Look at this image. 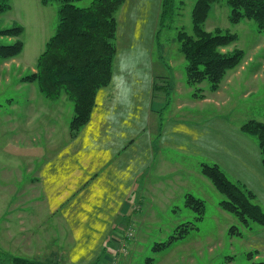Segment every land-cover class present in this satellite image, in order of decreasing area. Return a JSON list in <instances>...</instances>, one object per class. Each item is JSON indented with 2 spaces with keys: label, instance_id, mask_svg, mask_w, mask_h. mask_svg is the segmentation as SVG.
<instances>
[{
  "label": "rangeland",
  "instance_id": "1",
  "mask_svg": "<svg viewBox=\"0 0 264 264\" xmlns=\"http://www.w3.org/2000/svg\"><path fill=\"white\" fill-rule=\"evenodd\" d=\"M195 1L176 0L177 16L160 35V25H157L156 33L159 35L156 50L168 49L177 70L182 73L185 90L189 89L187 62L180 51L177 35L180 30L192 34L191 11ZM91 2L83 0L77 4L86 7ZM11 5L10 11L0 14V28L23 26L25 32L20 39L25 47L18 57L0 60V264H12L14 257L41 264H77L74 263L79 259L76 249H71L69 240L64 242L53 230L64 223L58 224L59 220L54 219L58 210L51 208L53 202L48 200L51 182L42 186V172L48 163L55 169L53 180H56L69 159L79 164L82 156L79 147L89 149L85 146L87 136L86 141L83 138L76 142L70 140L74 107L65 96L57 101L48 100L36 83L21 82L24 76L36 71L39 56L55 34L60 4L52 2L44 6L41 0H11ZM141 10L139 0L120 8L116 18L121 32L132 30L135 25L131 26L130 21L141 17ZM229 15L227 0H219L212 6L205 30L219 29L236 34V43L222 51L240 49L245 55L237 68L228 71L215 95V108L209 109V115L213 111L212 120L209 116L208 122L213 128V150L202 160L208 165H219L233 183L251 190L249 181L244 183L238 163L249 165L247 160L252 159L251 163L262 165L257 138L244 133L242 126L250 120L264 122V32L258 31L253 20L232 24ZM149 18L154 20L155 15ZM154 27L153 21L141 25L139 31L146 36L154 31ZM15 40L1 37L0 44H12ZM209 86L204 82L200 87L210 91ZM193 92L188 90L183 97L172 93L168 119L172 111L175 112L177 100L193 101ZM72 146H77V150L70 151L69 158L66 151ZM194 160L189 159V162L196 168ZM197 180L192 182L195 189L190 188L188 192L205 203L202 221L198 222L197 213L185 207V195L177 196L171 202L175 207H169V201H161L163 206L155 211L144 208L143 211H130L132 215L127 216L128 212L124 211L127 213L119 216L113 225L114 234L105 242L99 256L100 264H112L114 259L120 264H147L150 258L155 260L152 264H251L250 252H258L256 262H264V226L252 223L250 229L243 227L234 215L220 206L225 197L211 181L208 179L210 184L204 186L206 183ZM51 211L54 212L50 214ZM188 222L198 229L191 230L187 238L175 242L165 251L153 252L156 243L167 242L178 226ZM232 226L239 227L242 236L230 234ZM129 228L133 229L134 238L126 243L124 238ZM126 244L127 252L122 254L121 247Z\"/></svg>",
  "mask_w": 264,
  "mask_h": 264
},
{
  "label": "crops",
  "instance_id": "2",
  "mask_svg": "<svg viewBox=\"0 0 264 264\" xmlns=\"http://www.w3.org/2000/svg\"><path fill=\"white\" fill-rule=\"evenodd\" d=\"M139 1L142 16L130 21L135 25L131 31L121 32L118 21L110 84L98 92L90 122L77 137L70 136L74 142L86 141L87 136L85 146L89 149L79 147L80 163L69 159L56 180L55 169L48 163L42 172V186L51 182L48 200L53 202L51 208L58 210L54 219L64 223L53 230L76 249L77 264L99 259L121 214L144 208L155 211L163 206L161 201L175 207L171 202L177 196L195 189V178L206 183L204 186L210 184L200 167L203 157L213 150V128L208 124L213 111L209 115V109L215 108L219 91H203V98L193 97V101L178 99L168 119L172 93L183 97L193 88L184 89V78L168 49L155 48L163 0ZM152 13L154 20L149 18ZM153 21L156 27L152 33L145 36L139 31L141 25ZM76 147H70L66 156L70 158L69 152ZM193 158L196 168L189 162ZM248 160L249 165L238 163V168L264 208V166Z\"/></svg>",
  "mask_w": 264,
  "mask_h": 264
},
{
  "label": "trees",
  "instance_id": "3",
  "mask_svg": "<svg viewBox=\"0 0 264 264\" xmlns=\"http://www.w3.org/2000/svg\"><path fill=\"white\" fill-rule=\"evenodd\" d=\"M81 1L83 0H41L44 6L52 2L60 4L59 24L37 60L36 71L21 79L23 83H36L40 93L48 100L57 101L65 96L73 103L74 116L70 123L72 138L77 137L90 122L98 92L111 82L117 53L116 14L126 2L92 0L89 6L82 7L77 4ZM218 2L219 0H196L191 11L192 34L180 30L177 35L180 51L187 62L186 83L193 88V97L196 99L203 98L200 86L204 82L209 83L211 92L219 91L228 71L237 68L245 55L240 49L222 51L236 43V34L219 29L214 32L205 30L212 6ZM227 4L232 24L253 20L258 31L264 32V0H227ZM11 9V0H0V14ZM176 10V0H163L159 35L177 16ZM24 32L25 28L21 25L0 28V38L16 39L12 44H0V60L14 59L23 52L25 45L20 37ZM242 131L257 138L264 166V122L250 120L242 126ZM201 173L225 197L220 202L223 210L234 215L243 227L250 229L252 223L264 226V208L251 190L233 183L219 165L203 163ZM185 207L197 213L198 222L203 220L206 207L202 199L187 194ZM238 228L232 226L230 234L242 236ZM194 229L198 227L190 222L178 226L167 242L153 246V252L165 251L175 242L187 238ZM257 253L248 254L251 264H264L254 260ZM99 260L93 264H100ZM146 262L152 264L155 260L150 258ZM11 263L41 264L22 257L12 258Z\"/></svg>",
  "mask_w": 264,
  "mask_h": 264
},
{
  "label": "built area",
  "instance_id": "4",
  "mask_svg": "<svg viewBox=\"0 0 264 264\" xmlns=\"http://www.w3.org/2000/svg\"><path fill=\"white\" fill-rule=\"evenodd\" d=\"M129 231L127 232V234L125 235V238L124 240L127 242H129L130 240H132L134 238V231L132 229V231L130 230V228L128 229ZM121 251H122V254H126L127 252V244L126 245H122L121 247ZM112 264H120L118 259L117 260H113L112 261Z\"/></svg>",
  "mask_w": 264,
  "mask_h": 264
}]
</instances>
